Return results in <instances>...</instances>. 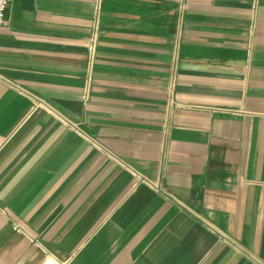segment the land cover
I'll use <instances>...</instances> for the list:
<instances>
[{
  "label": "crops",
  "instance_id": "0c3cea01",
  "mask_svg": "<svg viewBox=\"0 0 264 264\" xmlns=\"http://www.w3.org/2000/svg\"><path fill=\"white\" fill-rule=\"evenodd\" d=\"M0 264H264V0H12Z\"/></svg>",
  "mask_w": 264,
  "mask_h": 264
},
{
  "label": "built area",
  "instance_id": "2783aa9c",
  "mask_svg": "<svg viewBox=\"0 0 264 264\" xmlns=\"http://www.w3.org/2000/svg\"><path fill=\"white\" fill-rule=\"evenodd\" d=\"M12 0H0V26L7 24L8 11Z\"/></svg>",
  "mask_w": 264,
  "mask_h": 264
}]
</instances>
